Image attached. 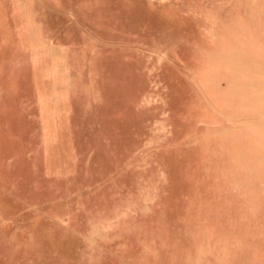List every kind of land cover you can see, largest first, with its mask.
Here are the masks:
<instances>
[{"label": "rangeland", "instance_id": "rangeland-1", "mask_svg": "<svg viewBox=\"0 0 264 264\" xmlns=\"http://www.w3.org/2000/svg\"><path fill=\"white\" fill-rule=\"evenodd\" d=\"M0 264H264V0H0Z\"/></svg>", "mask_w": 264, "mask_h": 264}]
</instances>
